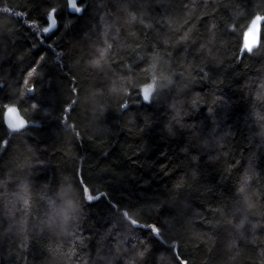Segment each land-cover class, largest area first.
Returning <instances> with one entry per match:
<instances>
[{"label":"trees","instance_id":"trees-1","mask_svg":"<svg viewBox=\"0 0 264 264\" xmlns=\"http://www.w3.org/2000/svg\"><path fill=\"white\" fill-rule=\"evenodd\" d=\"M260 17L0 0V264H264Z\"/></svg>","mask_w":264,"mask_h":264},{"label":"water","instance_id":"water-1","mask_svg":"<svg viewBox=\"0 0 264 264\" xmlns=\"http://www.w3.org/2000/svg\"><path fill=\"white\" fill-rule=\"evenodd\" d=\"M264 20V18H258L249 33L248 36V42L251 47L256 46L259 36H260V30H261V23ZM54 19L52 18V26H54ZM6 122L11 128L15 129H22L26 126L27 121L20 113L19 109L17 107H11L6 112Z\"/></svg>","mask_w":264,"mask_h":264},{"label":"rangeland","instance_id":"rangeland-1","mask_svg":"<svg viewBox=\"0 0 264 264\" xmlns=\"http://www.w3.org/2000/svg\"><path fill=\"white\" fill-rule=\"evenodd\" d=\"M54 23H55V22H54ZM54 25H55V24H54ZM145 92H146V94H149V91L146 90Z\"/></svg>","mask_w":264,"mask_h":264}]
</instances>
